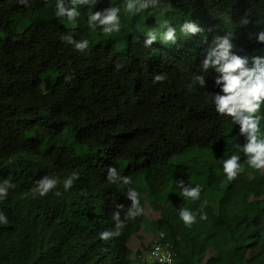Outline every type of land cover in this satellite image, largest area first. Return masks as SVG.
Returning a JSON list of instances; mask_svg holds the SVG:
<instances>
[{
	"label": "trees",
	"instance_id": "obj_1",
	"mask_svg": "<svg viewBox=\"0 0 264 264\" xmlns=\"http://www.w3.org/2000/svg\"><path fill=\"white\" fill-rule=\"evenodd\" d=\"M170 2L164 14L132 15L125 0H98L79 7L73 27L54 15L57 0L28 7L0 0V183L15 184L0 200L9 221L0 225V264H144L155 241L171 246L173 264H264V169L245 165L236 180L225 178L217 160L239 154L243 162L236 145L244 138L215 112L205 92L219 91L216 74L199 66L213 39L227 34L236 54H264V44L248 39L264 29V0ZM109 5L121 6V31L92 33L88 12ZM164 20L176 28V43L145 47L146 33L163 31ZM187 20L202 31L180 33ZM62 34L88 39V50L77 52ZM155 74L166 79L153 83ZM193 74L205 75L206 85L189 92ZM109 166L133 183L110 184ZM73 171L79 179L68 191L61 183L60 197L33 195L35 180L62 182ZM179 180L201 185L200 199L185 201ZM128 187L140 193L143 214L119 237L99 240L115 228L116 205H131ZM185 203L203 207L207 219L197 215L185 227L177 210ZM147 205L157 219L148 221ZM145 231L154 232L146 245Z\"/></svg>",
	"mask_w": 264,
	"mask_h": 264
},
{
	"label": "clouds",
	"instance_id": "obj_2",
	"mask_svg": "<svg viewBox=\"0 0 264 264\" xmlns=\"http://www.w3.org/2000/svg\"><path fill=\"white\" fill-rule=\"evenodd\" d=\"M19 3L28 7L30 0H19ZM98 0H69L70 6H65L64 0H57L54 15L57 18L65 20L73 27L77 26L78 18L81 13L80 6H89L93 8ZM125 11L132 15H137L149 9L159 10L164 14L172 10L170 0L162 4L161 0H125L123 4ZM121 6L109 5L108 7L98 10L89 11L87 14V27L92 33L97 29L105 36H112L121 31ZM247 24L248 21L243 22ZM160 29L149 30L146 33V39L143 41L145 47H150L155 41L159 40L163 44L176 43L177 30L174 26L164 20ZM202 29L194 22L185 21L180 26V33L187 36L195 35ZM231 35L215 37L212 43L205 51L203 60L200 63L201 73H208L209 70L214 72V84L219 91L215 93L205 92L210 99L215 112L222 117L230 119L233 125L239 126V136L244 138L243 143L236 145L237 152L242 153L245 157L241 162L239 154H233L227 158L217 160L227 181L236 180L245 170V165L251 169H264V128L261 127V121L264 120V54H252L251 56L238 55L233 51L234 45L231 42ZM255 39L256 43L264 44V29L248 34L249 41ZM59 39L71 45L77 52H85L89 48L88 39L74 38L71 34H62ZM120 65H117L119 68ZM166 79L164 74L153 75V83L163 82ZM206 80L203 74H193L189 83L185 85L186 89L191 92L196 86L205 87ZM79 179V173L71 172L62 182L55 176L44 175L34 181V187L31 189L34 196H47L50 192L60 197V191H54L62 183L64 191L73 187L76 180ZM107 181L110 184H120L121 186H130L133 181L131 176H121L114 167H107ZM180 190V195L185 201L196 202L200 199L202 192L201 185L197 184L192 187L190 184L185 185L183 180L175 181ZM15 184L8 179L0 183V200L6 199L8 190L14 188ZM84 194L83 192L81 193ZM126 198L131 201V205L125 210L123 204L116 205L117 210L112 213V220L115 222L114 230H104L98 233V239L109 241L121 235V231L126 227L129 220L143 214L144 209L140 205V193L134 188L128 187ZM121 211H124V218L121 219ZM178 215L180 221L185 227L190 228L197 222V215L200 220L207 219V213L203 207L193 211L188 207H179ZM9 223L7 216L0 211V225ZM168 264H171L170 257Z\"/></svg>",
	"mask_w": 264,
	"mask_h": 264
},
{
	"label": "built area",
	"instance_id": "obj_3",
	"mask_svg": "<svg viewBox=\"0 0 264 264\" xmlns=\"http://www.w3.org/2000/svg\"><path fill=\"white\" fill-rule=\"evenodd\" d=\"M159 237L161 239L163 238V235L161 234ZM169 257L171 259V264H173L174 254L171 246L169 244H161L155 241L147 255V260L150 264H168Z\"/></svg>",
	"mask_w": 264,
	"mask_h": 264
},
{
	"label": "rangeland",
	"instance_id": "obj_4",
	"mask_svg": "<svg viewBox=\"0 0 264 264\" xmlns=\"http://www.w3.org/2000/svg\"><path fill=\"white\" fill-rule=\"evenodd\" d=\"M179 158H177L176 159V161L178 160ZM184 207H186V206H188V203H185L184 205H183ZM178 210V209H177ZM159 217V215L158 214H156V213H154V212H152V211H150L149 209H148V205H147V219H148V221H152V220H154V219H157ZM145 226H147V222H145ZM149 229H151V227L149 228ZM146 232V234L144 235L146 238H145V240H143V244H147L151 239H152V237L154 236V234H152V233H154L153 231H151L152 233H150V232H148V231H145ZM140 243V241H138V239H137V237H135V239H133V242L131 243V245L133 246V247H138V244ZM144 264H150V262L147 260L146 262L144 261ZM226 264H233V259H231V258H228L227 260H226Z\"/></svg>",
	"mask_w": 264,
	"mask_h": 264
}]
</instances>
